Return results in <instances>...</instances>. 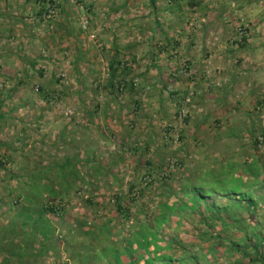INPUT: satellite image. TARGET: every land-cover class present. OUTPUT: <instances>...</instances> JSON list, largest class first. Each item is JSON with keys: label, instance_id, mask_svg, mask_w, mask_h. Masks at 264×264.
Instances as JSON below:
<instances>
[{"label": "rangeland", "instance_id": "rangeland-1", "mask_svg": "<svg viewBox=\"0 0 264 264\" xmlns=\"http://www.w3.org/2000/svg\"><path fill=\"white\" fill-rule=\"evenodd\" d=\"M42 1L45 5L49 0ZM42 1L0 0V158L5 160L0 167V201L17 207L28 198L45 210L59 206L61 232L46 241L53 242L52 248L55 236L70 242L37 264H149V257L156 258L155 264H264L252 260L257 257L251 245L242 243L241 251L226 250V238L209 240L210 233L216 235L214 231L221 229L218 222L208 228L201 221L211 199L201 202L202 213L168 206L188 203L191 186L200 187L207 196L225 195L234 192L235 186L224 183L225 178L236 172V177L240 173L250 180L252 172H262L264 143L254 148L252 134L264 133V0H157L153 6L150 0H55L57 7L48 5L53 17L37 15ZM241 26L248 27L246 39L237 34ZM117 38L126 45H139L140 52L114 56L110 48ZM210 41H221L219 49H228L230 66L246 65L247 75L239 76L237 70L227 77L225 70L217 68L221 73L216 78L197 77L185 57L186 49L190 47L198 56L214 55L207 52ZM156 43L167 45V50L160 58L150 59L147 49ZM92 57L97 63L91 64ZM115 57L131 67L122 72L121 65L119 71L126 81H137L138 87L121 92L117 83L123 77L118 76L117 101L113 102L105 88ZM134 57L138 62L130 61ZM94 87L101 89L100 97L111 101L106 130L114 132L115 143L119 133L124 134L120 139L125 137L122 172L115 182L118 188L84 190L79 187L81 178L75 188H67L68 178L41 165L61 147L53 130L62 132L70 119L78 121L84 115V108L95 100V95H89ZM83 102L88 105L84 107ZM197 106L210 112L202 143L192 139L184 121L193 116L201 119L203 112H197ZM179 113L185 115L182 122ZM145 123L159 130L148 151L143 150L145 142L140 143ZM137 134L142 135L140 140ZM176 134L183 137L178 140ZM135 135L127 142V137ZM168 135L175 140L170 142ZM174 162L177 167L170 168ZM169 169L172 172L163 175ZM148 173L156 178L143 186L141 180ZM214 174L224 177V182L214 183ZM261 193L254 191L258 197ZM48 216L55 217L51 212ZM263 216L260 212L257 219ZM254 218L242 224L264 237V227L256 228ZM84 220L90 225L80 224ZM42 225L43 221L35 228ZM7 227L15 231L11 222ZM86 227L91 231L85 232ZM13 234L8 237L22 245ZM143 236L156 239V245ZM172 239L178 242L171 244ZM6 241L0 236V264H11L7 254L22 249L14 241L7 247ZM246 252L249 257L244 256ZM29 253L32 259L31 251L22 257L29 258ZM121 256L124 261L117 259Z\"/></svg>", "mask_w": 264, "mask_h": 264}, {"label": "crops", "instance_id": "crops-1", "mask_svg": "<svg viewBox=\"0 0 264 264\" xmlns=\"http://www.w3.org/2000/svg\"><path fill=\"white\" fill-rule=\"evenodd\" d=\"M219 31L222 30L220 29ZM125 34L127 35L129 33ZM207 34L208 31L205 32L204 38ZM117 42L118 43H114L112 41L113 47L110 48L112 49L111 52L115 54L114 56L120 55L123 58L125 54L129 55V52H131L129 56L136 54V52H140L139 45H126V43H123L124 39L118 38ZM218 43L219 44H217L216 41H210L209 43V51L207 52H214V55H210L211 53L207 55L205 53L206 55L203 54L202 56H198V54L193 53V51L190 50V47H187L185 57L188 59L193 71L195 72V75H197V77L199 78H203V81H205L207 78H216V73L220 72V70L217 71V68L225 70L226 73H223V75L227 77H229L230 74L233 75L234 72H237V70L238 74H240L239 76L247 75L244 74L248 73L246 65L241 67L236 66L233 63L230 66V63H232L233 61H231V59L228 57V49H219L223 44L221 43V41H218ZM224 46L225 48H229L227 44H225ZM147 50L149 57H151L150 59H155L156 57L160 58L162 56V53L167 50V45L166 47H160L157 43L153 45L151 44L149 45ZM106 51L108 52L109 49H106ZM94 54H96V52ZM95 59V57H92L91 64L97 63ZM114 59L117 60L116 57ZM130 61L132 63L138 62L135 57L133 59H130ZM132 66L134 65L132 64ZM249 85L252 86V84L250 83ZM106 86L107 87L105 88V90L109 91L107 92V94L112 97V101L114 102L116 99V97H114V93L117 91V88L116 86L112 87L110 83ZM90 90L91 91H89V95H95V100L90 105H88L87 102H83L84 107L85 103L86 106L88 105L86 108H84V115L77 118L79 119L78 121H75L76 117L74 120L70 119L71 124L68 125L62 132H56L57 129H55L54 127V133H57L58 135L61 134L60 136L56 135L58 137L59 143H61V147H58L59 152H57L58 154H55L56 156L54 155L51 158V161H49V158L44 159L47 161L42 160L44 162L41 167L48 170L49 172L55 171L65 179L68 178L69 185L67 186V188H75L76 183H78V179L81 178L79 187L84 188V190L89 189L90 191H93L94 188L101 189L103 187L111 190L112 188H118V183L115 182H117V179H119V175H121L122 172L120 166L121 163H123V156L125 153L123 151L125 137L120 139V137H123L124 134L119 133L120 136L117 139L119 140V142L115 143L114 132L111 131V133H109L105 128V126H107V122L105 121L110 117L107 115V110L108 108H110L111 101L110 99H108V97L103 98V96L100 97L98 95L101 94V89L94 87L90 88ZM80 103L82 104V102ZM208 108L210 107L208 106ZM196 109L197 112H203L201 114L204 115H199L201 119H198L197 116H191V119H187V126L188 129H190L189 131H191L192 133V136L190 135L192 139L198 141V143H202L201 139H203L204 137L202 134L205 133L203 128L206 127V120L210 118V112L205 109V106H197ZM45 123H49V120H45ZM217 123L219 124V121H217ZM50 125L55 124L51 123ZM141 126L144 128L142 135H144L145 137H142L140 140L139 138L142 135L137 134V137L136 135L127 137L126 140L128 142L131 139H135L136 137L138 140H140V143L141 141L145 142L143 150L148 151L151 148V144L155 142V139H153V137H156V134L159 133V130L154 129L153 126L147 123L141 124ZM139 128L140 125L138 126L137 130ZM127 134L130 135L129 132ZM54 136L55 135H53V137ZM190 136L188 138H191ZM44 137L47 138L48 136L46 135ZM81 167H85V169L87 170L81 171L79 169ZM50 185L53 186L51 182ZM88 186H90L91 189ZM0 211V216L3 215L4 218L0 219V236L4 239H7L8 242H5L6 245L9 244V242L12 243L14 241V244H18L22 247V249L18 248L19 251H15L16 253L10 252L9 254H7V262L9 261L11 264H37L38 261H44L47 255H54V251H57L60 246H65L66 244L70 243L68 240L65 242L66 244L61 239L58 241L59 238L55 236L56 244L52 248L50 246V243L53 242L46 241L47 238L55 235V233L61 232V220L57 216L55 217H57L58 219L55 217L50 218L48 215L50 212H53L50 210H45L44 207H42V204L30 203L28 202V198H26L25 200H21V203L17 207H12L9 205L7 206V203H5V201H0ZM41 221H43V225L35 228V225L40 223ZM72 221V223H74V220ZM9 222L15 225L14 232L9 231V228L7 227ZM80 224H84L86 226L90 225L89 223L87 224L85 220ZM22 226L24 227L22 228ZM87 229L91 231L90 227H86L85 232ZM11 233H14L13 235L16 237L21 238L22 245L19 244V241H17V239L14 238L13 240L12 237H8L11 235ZM85 235L89 236V233H85ZM7 247L9 246L7 245ZM30 249H35L37 251L33 252ZM27 251H31L32 255L34 254L32 259L30 257V253L28 254L29 258L22 257V255H25L27 253ZM123 258L124 257L121 256L117 259L123 260Z\"/></svg>", "mask_w": 264, "mask_h": 264}, {"label": "trees", "instance_id": "trees-1", "mask_svg": "<svg viewBox=\"0 0 264 264\" xmlns=\"http://www.w3.org/2000/svg\"><path fill=\"white\" fill-rule=\"evenodd\" d=\"M42 1V0H40ZM157 0H150L151 5H155ZM42 7L41 10L37 12V15H43L44 16H50L53 17V15H50L51 12L48 8L49 4L54 5V8L57 7L55 4V0H49L45 5H44V1H42ZM247 30L248 31V27H242L239 28L237 31V34L241 33V30ZM243 38L246 39V36L243 35ZM121 60H119L117 58L114 59V61H112L111 66H110V84L112 87L116 86V80L118 76H122L123 78H121V81H118V88H124V92L129 90V91H133L135 90V87L133 86L132 81H126V78H124V73L122 72H129V70L131 69L128 66L122 65V72L119 71L120 67H121ZM189 69H186V71ZM123 79V80H122ZM121 82V83H119ZM121 84V85H120ZM123 91V90H121ZM187 121V119H184V121ZM183 136L180 134L178 137V140H180ZM252 139H254V148H257L260 144L264 143V133H261V137H257L256 135L252 134ZM2 158H6L5 156H3ZM7 159V158H6ZM8 162V159L6 161V163ZM261 162V168H262V172L260 174H257L255 172H252V175L250 176L251 179L250 180H244V176L241 175L239 172V175L243 178L241 179L240 176L236 177V172L229 178H225L227 179L225 182L223 181L224 177H221V175H215L212 176L211 180L215 182L220 181V183H227V184H231V186H234V192L232 193H228L225 195H218L217 193H215L214 196H207L204 194L203 189H201L198 186H191L189 187L190 190V194L192 195V199H189L188 203H174L172 205H168L169 207H171L172 209H177L179 210L180 207L184 208L185 206V210L188 211L190 210L191 213H202L203 211L201 210L202 204L204 205L205 202H207V198L211 199V202H207V207H206V212L204 215H202L201 217V221L205 222L207 224L208 228H213L215 223H219L220 224V231L217 233L216 231H214L216 233V235H214L213 233L209 234V240H215L216 238H222V239H227V243L228 246L226 250H235V251H241L242 250V243H244L243 246L246 245H251L255 251V256L257 258H251L253 261H264V237L260 236L258 232H256L255 228L253 229H248V227L245 228V226L243 224H245L244 222L246 221V219H257V216L259 215L260 212H263L264 214V208H263V200H264V162L262 160H260ZM176 162H174V165L176 166ZM5 165V160L2 161V159L0 158V167ZM251 166V165H249ZM253 168V167H252ZM251 169V168H250ZM240 171V170H238ZM242 172V171H241ZM243 174V173H242ZM153 182V181H152ZM148 185H151L148 184ZM244 187H247V189H245ZM256 187V190H260L262 193L260 194V197H258L257 195L254 194V190L253 188ZM189 190L188 187L185 189V191H188V195H189ZM140 191H138L139 193ZM186 194V192H185ZM118 199H120V197H117ZM169 199V197H168ZM50 200V199H49ZM218 200V201H217ZM221 200H223L225 203L221 202ZM202 202V204H201ZM165 203H169L168 201ZM120 205L119 210H121V204L118 203ZM170 204V203H169ZM168 207L165 208L167 209V213L168 211H170V208ZM47 210L52 211L54 214L57 213L58 210H60L57 206H49L47 208ZM184 210V209H183ZM122 211V210H121ZM126 211V216H129V210L125 209ZM163 215H166L165 213H163ZM264 217V216H263ZM258 218L257 219V227L260 230H262V226L263 224H261V219L263 218ZM264 219V218H263ZM243 222V224H242ZM261 225V227H259V224ZM229 229H231V233H228ZM215 230V229H214ZM141 233H147L144 232V230H142ZM207 234V233H206ZM233 235H235V237L237 236V238H233ZM230 236V237H229ZM252 237H255V240H253ZM143 240H149L151 239V237H142ZM147 238V239H146ZM230 238V239H229ZM153 239V238H152ZM151 239V240H152ZM234 239V240H233ZM178 241L175 239H172L170 241L171 244L173 243H177ZM140 244H142V242H140ZM144 244L146 247H148V241H144ZM153 244L156 245V239H153ZM180 244V243H179ZM168 247L170 245H167ZM166 246V247H167ZM159 246H157L158 249ZM187 248V247H186ZM245 257H249L247 252L244 253ZM160 257L163 258V256L160 255ZM158 257V258H160ZM192 258H194L195 260H198L199 258L196 256H193ZM155 259H151L149 257V264H155ZM251 260V261H252ZM195 264H198L197 262H195Z\"/></svg>", "mask_w": 264, "mask_h": 264}, {"label": "built area", "instance_id": "built-area-1", "mask_svg": "<svg viewBox=\"0 0 264 264\" xmlns=\"http://www.w3.org/2000/svg\"><path fill=\"white\" fill-rule=\"evenodd\" d=\"M245 27V26H244ZM241 30V29H240ZM247 30H241V35H245L246 37H247ZM132 83H133V86L136 88V87H138V83H137V81H135V80H133L132 81ZM121 90H124V88L122 87L121 88ZM179 117V119H180V121L182 122L183 121V119H184V117H185V115H183V114H180L179 113V115H178ZM168 131H169V133L170 132H172L173 131V129L172 128H169L168 129ZM170 135H168L167 136V139L168 140H170V142L172 141H174L173 139H171L170 137H169ZM176 136L177 137H179V135L178 134H176ZM177 137H176V140H177ZM173 167H177V164H176V166L174 165V163L171 165V167L170 168H173ZM172 170L171 169H169L168 171H166L163 175H167L168 173H170ZM155 177V174L154 173H148L146 176H144L143 178H142V183H143V185H148L150 182H152V180H153V178Z\"/></svg>", "mask_w": 264, "mask_h": 264}, {"label": "clouds", "instance_id": "clouds-1", "mask_svg": "<svg viewBox=\"0 0 264 264\" xmlns=\"http://www.w3.org/2000/svg\"><path fill=\"white\" fill-rule=\"evenodd\" d=\"M119 90H121V88L119 89ZM124 91V90H123ZM123 91H121V92H123ZM172 172V171H171ZM170 174V173H169ZM165 176H167V175H165ZM155 178H156V176L153 178V180L152 181H154L155 180ZM150 183H152V182H150ZM149 183V184H150ZM141 185H143L142 184V181H141ZM143 186H145V185H143ZM147 186V185H146ZM62 206V205H61ZM58 208H59V206H57ZM60 209V208H59ZM54 214V213H53ZM55 216H57V217H60V211L58 210L57 211V213L56 214H54Z\"/></svg>", "mask_w": 264, "mask_h": 264}]
</instances>
